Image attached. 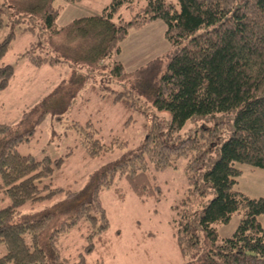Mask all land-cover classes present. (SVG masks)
I'll use <instances>...</instances> for the list:
<instances>
[{"label":"trees","instance_id":"obj_1","mask_svg":"<svg viewBox=\"0 0 264 264\" xmlns=\"http://www.w3.org/2000/svg\"><path fill=\"white\" fill-rule=\"evenodd\" d=\"M54 1L0 0V31L8 29L0 41V91L14 76V66L4 57L17 33L35 35L40 28L47 34L18 60L35 68L70 65L66 82L74 90L89 86L93 97L124 113L148 105L153 112L146 114L149 126L138 150L127 149L117 136L103 137V128L91 118L71 122L74 147L85 158L123 151L78 189L55 185L63 158L36 160L18 153L32 130L24 133L19 124L0 123V191L7 201L0 208L5 250L0 264H66L61 238L82 228L87 244L72 264H86L84 254L93 251L94 238L109 225L101 192L119 178L140 198L158 194L150 171L174 168L182 157L188 159V187L174 207L179 215L174 236L184 264H264V229L257 218L264 217V197L249 198L235 189L241 173L237 163L264 169V0H111L99 15L62 27H56L61 6ZM157 20L165 23L164 37L175 54L127 71L117 60L121 44L130 32ZM78 91H71L66 102ZM52 96L44 97L42 105ZM157 112L169 113L170 120L164 122ZM215 114L232 115V131L219 146L223 122L178 136L187 121ZM216 149L217 159L204 169ZM210 192L213 197L204 204ZM233 213H240L239 224L220 241L216 225Z\"/></svg>","mask_w":264,"mask_h":264},{"label":"rangeland","instance_id":"obj_2","mask_svg":"<svg viewBox=\"0 0 264 264\" xmlns=\"http://www.w3.org/2000/svg\"><path fill=\"white\" fill-rule=\"evenodd\" d=\"M111 0H82L78 4L68 5L64 0H55L54 6H61L56 27H62L70 21L85 16L99 15ZM59 4V5H58ZM166 25L157 20L138 31L129 33L121 44V54L117 58L127 71H133L154 58H164L175 54L176 50L165 39ZM0 31V41L7 32ZM47 34V30L37 28L36 34L18 32L4 57V62L14 66V76L8 86L0 91V123L19 124L22 132L31 131V139L16 148L21 155H31L36 160L49 156L52 160L63 158L64 163L58 170L55 185L62 188L78 189L86 178L102 164L118 157L123 151L96 159L85 158L75 148L73 121L85 122L88 118L102 127V136H117L127 142V149L138 150L149 126L147 113L153 109L149 105L143 109L124 113L120 106L102 103L93 97L89 86L80 92L66 82L72 68L67 64L35 68L25 59H19L20 53L29 48L37 37ZM115 60V59H114ZM106 62V61H105ZM112 62L111 59L108 63ZM107 64V62H106ZM105 64V65H106ZM67 83V84H66ZM71 91H78L73 101L66 102ZM53 93L49 101L42 105L44 97ZM88 99V100H87ZM49 110L42 116L46 108ZM50 107H53L50 110ZM62 110V111H61ZM164 122L170 120L167 112H157ZM130 118L129 124L125 121ZM99 122V124H98ZM223 122L224 129L218 146L232 131V115L215 114L212 117L193 118L186 122L178 136L183 138L202 125L212 126ZM109 139V138H108ZM108 141V140H107ZM72 153L67 156V153ZM218 157V149L208 159L209 167ZM187 158L182 157L176 167L164 171H150L152 183L160 188L158 194L140 198L128 187L124 179L114 180L113 186L100 194L101 203L106 211L108 228L94 238V249L84 254L86 264H184L174 236L179 215L174 207L184 198L188 184L185 175ZM240 170L235 189L249 198L264 197V169L248 164H236ZM0 191V208L7 204ZM213 197L208 193L204 204ZM240 213H233L226 223L216 225L219 240L232 236L239 221ZM264 229V217L258 216ZM86 231H73L61 238V255L66 264L80 259L79 254L87 244ZM5 253L0 244V256Z\"/></svg>","mask_w":264,"mask_h":264},{"label":"crops","instance_id":"obj_3","mask_svg":"<svg viewBox=\"0 0 264 264\" xmlns=\"http://www.w3.org/2000/svg\"><path fill=\"white\" fill-rule=\"evenodd\" d=\"M67 4H68V5H74V4H71V3H67ZM76 4H78V3H76ZM58 5H59V4H58ZM58 17H59V16H58ZM120 54H121V53H120ZM118 57H119V55H118ZM118 57H117V58H118Z\"/></svg>","mask_w":264,"mask_h":264},{"label":"water","instance_id":"obj_4","mask_svg":"<svg viewBox=\"0 0 264 264\" xmlns=\"http://www.w3.org/2000/svg\"><path fill=\"white\" fill-rule=\"evenodd\" d=\"M246 254H247V255H252V254H251V253H249V252H247Z\"/></svg>","mask_w":264,"mask_h":264}]
</instances>
